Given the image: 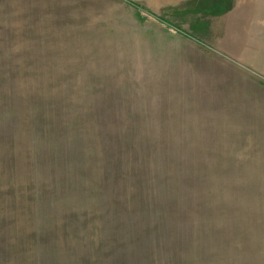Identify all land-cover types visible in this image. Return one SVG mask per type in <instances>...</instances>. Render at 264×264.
Masks as SVG:
<instances>
[{
    "label": "rangeland",
    "instance_id": "374dc122",
    "mask_svg": "<svg viewBox=\"0 0 264 264\" xmlns=\"http://www.w3.org/2000/svg\"><path fill=\"white\" fill-rule=\"evenodd\" d=\"M0 264H264V0H0Z\"/></svg>",
    "mask_w": 264,
    "mask_h": 264
}]
</instances>
